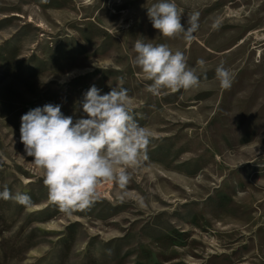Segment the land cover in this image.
<instances>
[{"label": "rangeland", "instance_id": "obj_1", "mask_svg": "<svg viewBox=\"0 0 264 264\" xmlns=\"http://www.w3.org/2000/svg\"><path fill=\"white\" fill-rule=\"evenodd\" d=\"M157 2L0 0V192L31 198H0V264H264V0H175L185 27L199 13L190 42L152 27ZM137 39L182 51L199 87L149 93ZM121 78L152 138L124 188L103 184L69 216L48 200L21 117L51 103L75 120L92 85Z\"/></svg>", "mask_w": 264, "mask_h": 264}, {"label": "clouds", "instance_id": "obj_2", "mask_svg": "<svg viewBox=\"0 0 264 264\" xmlns=\"http://www.w3.org/2000/svg\"><path fill=\"white\" fill-rule=\"evenodd\" d=\"M182 14L175 0H158L147 8L152 27L161 36L174 39L182 35L190 42L199 28V13L188 16L187 27L181 22ZM133 51L134 65L144 80L151 81L146 89L149 93L159 95L162 90L176 92L199 87L200 77L188 66L182 51L140 39L135 41ZM197 63L204 65L205 61L200 59ZM216 79L225 90L233 82L223 64L216 68ZM122 84L123 78L120 85L105 94L92 85L81 102L84 115L75 120L62 113L61 105L51 103L21 117L20 142L42 177L48 200L62 213L71 216L75 211L89 209L101 198L103 184L124 188L132 171L140 166L152 133L134 118L128 91ZM0 198L31 204L27 194L12 196L7 187L0 192Z\"/></svg>", "mask_w": 264, "mask_h": 264}, {"label": "bare ground", "instance_id": "obj_3", "mask_svg": "<svg viewBox=\"0 0 264 264\" xmlns=\"http://www.w3.org/2000/svg\"><path fill=\"white\" fill-rule=\"evenodd\" d=\"M110 184H106V186H109Z\"/></svg>", "mask_w": 264, "mask_h": 264}]
</instances>
